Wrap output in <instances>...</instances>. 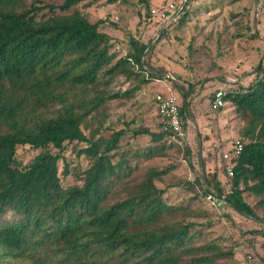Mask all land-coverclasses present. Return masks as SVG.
<instances>
[{
    "label": "trees",
    "instance_id": "1",
    "mask_svg": "<svg viewBox=\"0 0 264 264\" xmlns=\"http://www.w3.org/2000/svg\"><path fill=\"white\" fill-rule=\"evenodd\" d=\"M83 1L0 0V264H236V242L213 236L211 214L195 202L224 197L222 205L264 226V66L247 88L226 92L218 109L231 102L245 121L231 176L220 154L230 192L223 194L203 160L201 176L178 179L180 164L154 163L171 149L190 155V138L173 141L158 110L178 95L187 120L184 105L193 99V85L183 90L151 64L167 30L154 44L132 35L120 41L102 31L105 20L91 22L76 8ZM251 1L264 10V0ZM189 4L180 9V26ZM163 80L171 88L153 97L154 128L144 123L150 108L112 118L115 106H141L137 94ZM70 146L84 167L70 165ZM18 147L36 154L22 164ZM171 190L192 196L171 201Z\"/></svg>",
    "mask_w": 264,
    "mask_h": 264
},
{
    "label": "rangeland",
    "instance_id": "2",
    "mask_svg": "<svg viewBox=\"0 0 264 264\" xmlns=\"http://www.w3.org/2000/svg\"><path fill=\"white\" fill-rule=\"evenodd\" d=\"M62 1L47 0L54 4ZM185 1L118 0L108 4L107 0H84L76 8L82 10L91 22L105 20L102 31L120 41L132 35L144 43L152 41L151 44H154L161 31L167 30V37L156 45L151 54V64L163 68L167 76L171 74L178 78L183 90L188 88L189 83L193 85V99L188 106L192 103L196 107L199 127L195 129L193 123H188L189 160L184 159L182 152L171 149L166 159L154 163H178L180 165L173 171L174 176L192 181L201 176L199 165L203 160L205 172L215 171L223 184V194H227L230 186L220 154L238 138V131L245 121L235 112L231 102L216 113L209 101L219 88L226 92L239 87L247 88L254 81L257 70L264 66V10L260 1L245 0L231 4L218 0H190L188 20L180 26L178 18ZM46 14L49 15L47 10L38 17ZM169 88L170 83L165 80L153 82L137 94L136 100L141 106L131 109L129 104L121 108L115 106L112 118L123 113L128 120L150 108L144 123L154 128L156 113L153 97ZM180 101L179 98V104ZM201 120L207 121V124L200 127ZM223 124L227 125L223 127ZM138 140L144 143L147 139L142 137ZM35 154L36 151L27 147L17 149V159L22 164L28 163ZM66 158L71 166L77 163L82 167L86 165V161L76 158L71 146ZM178 191H170L168 195L171 201L192 196L183 190L178 194ZM245 200L254 206L252 196L245 195ZM195 205L211 214L214 220L210 227L213 236L226 235L236 242V264H264V237L254 233L261 231L264 234V226L214 200L200 199Z\"/></svg>",
    "mask_w": 264,
    "mask_h": 264
},
{
    "label": "built area",
    "instance_id": "3",
    "mask_svg": "<svg viewBox=\"0 0 264 264\" xmlns=\"http://www.w3.org/2000/svg\"><path fill=\"white\" fill-rule=\"evenodd\" d=\"M155 13V11H153ZM164 16V14H162ZM226 91L223 89H217L214 91V96L211 101V109L216 111L224 106V96ZM159 114L162 116L165 123L164 128L169 129L174 137L173 141H184L188 140V122L182 118L179 113V102L178 98L172 94L164 98L158 106ZM243 145L240 140L235 139L232 142V151H223L222 158L226 162V172L229 176L232 175V169L230 160L233 156L239 155L242 151ZM229 193V192H228ZM222 197L221 199H223Z\"/></svg>",
    "mask_w": 264,
    "mask_h": 264
},
{
    "label": "crops",
    "instance_id": "4",
    "mask_svg": "<svg viewBox=\"0 0 264 264\" xmlns=\"http://www.w3.org/2000/svg\"><path fill=\"white\" fill-rule=\"evenodd\" d=\"M220 89V88H219ZM189 111H190V119H187V122L188 123H193L194 125H195V129L197 128V127H199L198 126V124H197V117H196V114H195V112H196V107L192 104V103H190L189 104ZM218 111H220V110H218ZM216 113H217V111H216ZM202 119V118H201ZM198 120H199V117H198ZM229 122V121H228ZM207 124V121H205V120H201V125H200V127L202 126V125H206ZM228 124V123H227ZM226 124V125H227ZM189 125V124H188ZM226 125H224L223 124V127L224 126H226Z\"/></svg>",
    "mask_w": 264,
    "mask_h": 264
},
{
    "label": "water",
    "instance_id": "5",
    "mask_svg": "<svg viewBox=\"0 0 264 264\" xmlns=\"http://www.w3.org/2000/svg\"><path fill=\"white\" fill-rule=\"evenodd\" d=\"M184 108H185V111L188 109V104H187V103L184 105ZM214 201H215L216 203H218V204H223V203H224V202H223V199H221V200H217L216 198H214Z\"/></svg>",
    "mask_w": 264,
    "mask_h": 264
}]
</instances>
